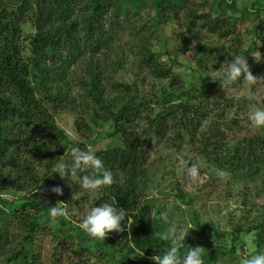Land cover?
<instances>
[{"label":"trees","instance_id":"1","mask_svg":"<svg viewBox=\"0 0 264 264\" xmlns=\"http://www.w3.org/2000/svg\"><path fill=\"white\" fill-rule=\"evenodd\" d=\"M148 1L150 3L147 0H0V159L11 152L15 144H22L29 158L43 164L48 178H43L42 186L50 191L54 186L69 183L56 172L61 154L57 146L66 138L56 122V113H77L76 109L82 108L83 113H77L74 118L82 134H91L100 130L104 123H112L113 136H118L120 143L97 149L96 154L112 171L115 183L99 190L94 207L104 202L114 203L132 216L131 232L126 230L121 235L120 248L125 251L115 264H125L131 253L151 257L163 255L169 247L156 235L164 232L168 223L160 218L159 211L152 216L148 202L139 192L146 176L148 152L143 136L148 131L159 139L170 137L173 142L188 137L189 144H196L197 152L214 167L250 181L262 177L261 186L264 187V129L232 143L227 140L220 119L231 104L222 102L226 99L219 90L220 77L203 89L185 92L171 67L158 61L150 50L142 48L139 50L144 56L142 64L155 76L170 81L172 90L166 88L156 98L160 109L155 111L152 99L140 95L132 84L111 83L114 90L122 86L125 95L105 98L103 83L108 80L109 73L93 57L102 54L110 39L117 40L116 21L128 19L142 6L150 4L154 8L155 27L165 21L167 15L175 17L181 10H188L186 17L192 27L200 21V26L221 37L235 32L236 19L231 21L221 15L198 13L188 7V0ZM224 3L227 7L234 6L227 0ZM262 3L264 0H254L250 8L245 6L241 10L242 16L258 15L263 10L258 4ZM26 20L31 21L34 33L24 44L22 24ZM255 29L264 50V31L259 25ZM216 50L223 51L224 59L239 53L247 55L249 51L232 47L229 51L223 47ZM88 53L92 54L89 58ZM81 66L84 69L78 70ZM74 85L78 91L73 94ZM140 121L145 126L138 132L135 125ZM205 122L208 123L203 128ZM81 144L82 150H86V144ZM30 198L25 197L24 203L17 205L0 198V257L10 264H34L36 260L30 245L38 229L37 215L43 207ZM258 211L254 218L235 227L228 250L212 248L203 255L206 264H214L233 253L237 235L243 231H252L257 250L264 249V205ZM194 224L202 227L198 220ZM72 232L61 236L56 249ZM190 247L194 244L186 237L181 253H186ZM84 248L76 247L74 252L80 260H88V264L92 253L83 257Z\"/></svg>","mask_w":264,"mask_h":264},{"label":"rangeland","instance_id":"2","mask_svg":"<svg viewBox=\"0 0 264 264\" xmlns=\"http://www.w3.org/2000/svg\"><path fill=\"white\" fill-rule=\"evenodd\" d=\"M253 1L227 0L228 3L234 4L233 7H227L224 0H188V7L198 13L221 15L224 18L229 17L231 21L236 19L235 32L227 37L209 32L200 26V21L196 26H190L186 17L188 10H181L175 17L167 15L168 18L160 21L155 27V11L150 4L142 6L128 19L116 21L119 29L117 40L110 39L102 54L93 57L94 61H100V65L109 73L108 80L103 83L105 98L112 97L111 95H114V98L125 95L122 86L114 90L111 83L132 84L140 91V95L152 99L155 111L160 109L158 102H155L156 98L161 96L164 89L172 90L170 81L155 76L150 68L142 64L144 56L139 51L142 48L150 50L158 61L171 67L181 84V90L185 92H193L195 88L203 89L221 77L216 70H219L226 59L223 58V51L216 50L220 47L225 51H229L231 47L249 50L247 55H237L248 59L254 76L264 77V50L255 32L256 25L264 31V3L258 4L259 9H263L258 15L253 13L243 17L241 11L245 6L250 8ZM147 2L150 3L148 0ZM256 6L255 4L254 7ZM108 25L106 22V28ZM112 29L115 32V29ZM22 31L23 43L26 44L27 38L34 33L30 20L22 24ZM91 56L92 54L88 53L87 58ZM80 69H84V66L78 70ZM219 90L226 99L222 102L231 104L220 119L227 140L232 143L256 133L259 129L254 128L247 117L250 104L264 107V85L237 81L226 91L220 84ZM75 91H78L77 85L72 87L73 94ZM74 104L77 105V102ZM76 110H79V115L83 113L82 108ZM77 113L62 111L55 115L56 122L66 137L57 146L61 151L58 164L71 158L70 152L67 156L64 155L67 149L70 150L74 146L82 149L81 143H85L86 148L92 146L95 151L120 143V138L113 136L112 123H104L101 129L98 128L100 130L91 134L80 133L74 124ZM207 123L203 124V128ZM143 125L142 121L137 122L135 129L139 132ZM187 138L173 142L167 136L159 139L151 131L143 136V144L148 154L145 162L146 176L140 183L139 192L148 202L152 216H155L157 211L160 218L162 213H166L169 221H176L187 231V237L194 247L205 248L203 255L208 254L212 248L226 251L231 246L235 227L245 223L246 219L254 218L260 206L264 205L262 177L250 181L233 177L225 171L223 177L218 176L215 171L218 168L204 160L197 152L196 144H189ZM11 150L0 159V197L6 191L12 197L7 200L13 205L22 204L26 200L25 197H31L30 199L43 207L37 215L38 229L30 245L36 259L34 264H87L88 260H80L74 252V249L80 246L85 247L83 257L92 253L88 264H115L121 259L125 251L120 248L123 243L122 233H110L105 241H102L90 237L78 227L82 218L94 207V199L98 193L81 192L79 200L73 201L72 192L80 191L79 185L69 187L68 183H65L61 186L64 192L62 196L48 191L42 186L43 178H48L43 164L29 158L28 151L22 144H15ZM181 156L186 165L198 163L201 173L199 182L190 183L184 168L179 166ZM23 185L26 188H23ZM58 201L67 203L69 216L59 217L53 222L49 207L56 205ZM197 220L202 227L194 224ZM76 228L79 230L75 231ZM70 230L73 231L71 237L56 249L61 236ZM254 239L255 234L252 231L239 233L233 253L215 261L214 264H243V261L252 255L264 254V249L257 250ZM97 243L100 244L96 245ZM141 255L131 253L125 264H154L151 256ZM203 260L206 264L205 259ZM0 264L10 263L0 257Z\"/></svg>","mask_w":264,"mask_h":264},{"label":"clouds","instance_id":"3","mask_svg":"<svg viewBox=\"0 0 264 264\" xmlns=\"http://www.w3.org/2000/svg\"><path fill=\"white\" fill-rule=\"evenodd\" d=\"M257 61L259 60L257 59ZM216 71L221 74L219 82L225 91L237 81H243L250 85H264V77L254 76L250 70L248 59L241 55H234L230 59H226ZM247 118L254 128L264 129V107L250 104ZM69 152L71 159L67 162H60L56 172L61 179L69 182V187L79 185L80 191L72 192L71 199L73 201L79 200L81 192L96 194L101 188L110 187L115 183L112 171L105 167L104 161L96 154L92 146H87L86 150L72 147L70 150L67 149L64 155L67 156ZM179 166L184 168L190 183L195 184L201 180L198 163L186 165L181 156L179 157ZM215 171L220 177L225 175L223 170L215 169ZM50 191L60 196L64 194L61 186H54ZM0 198L11 199L12 197L5 191ZM49 215L53 222L59 217L68 218L67 203L58 201L56 205L50 206ZM161 218L169 226L164 232L156 233V235L158 239L167 242L169 247L163 255L150 257L154 264H204L202 257L205 248L190 247L186 253L182 254L180 249L184 246L188 236L187 231L180 227L176 221H169L166 213H162ZM132 226L131 214L125 208L109 202L92 207L78 224V227L90 237L102 241H105L110 233H123L126 230L130 233ZM143 255L144 253L141 256ZM243 264H264V254L252 255L245 259Z\"/></svg>","mask_w":264,"mask_h":264}]
</instances>
